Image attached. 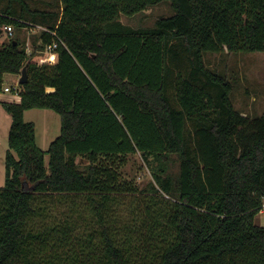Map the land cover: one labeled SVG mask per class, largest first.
I'll return each mask as SVG.
<instances>
[{
    "label": "trees",
    "instance_id": "obj_1",
    "mask_svg": "<svg viewBox=\"0 0 264 264\" xmlns=\"http://www.w3.org/2000/svg\"><path fill=\"white\" fill-rule=\"evenodd\" d=\"M163 1L174 14L154 27L119 19ZM33 2L0 0L2 29L42 27L31 53L14 32L0 44V95L5 74L28 73L2 101L0 264H264V113L237 110L204 61L264 51V0ZM54 40L57 61H34ZM32 108L61 116L47 150ZM135 153L145 186L123 172Z\"/></svg>",
    "mask_w": 264,
    "mask_h": 264
},
{
    "label": "rangeland",
    "instance_id": "obj_2",
    "mask_svg": "<svg viewBox=\"0 0 264 264\" xmlns=\"http://www.w3.org/2000/svg\"><path fill=\"white\" fill-rule=\"evenodd\" d=\"M57 0H34L33 5L41 8L54 7ZM47 2L53 5L49 6ZM174 10L170 1H163L152 5L134 15L121 14L122 23L134 28H149L156 25L158 18L170 16ZM41 26L13 28V32L21 39L22 45L28 53L33 50L34 36L41 30ZM9 39L4 32L0 35V44ZM42 59L41 53L33 56L34 61ZM206 66L224 76L234 84L231 99L237 110L246 115H261L264 113V51L255 52H206L204 55ZM19 74H5L4 87H13L19 84ZM18 87V86H17ZM13 91H3L0 100V187L6 180V152L9 148L8 136L12 122L11 115L2 105L3 100L16 99ZM25 120L33 121L36 125L37 144L43 150H47L51 142L61 132V116L51 108H32L25 111ZM48 162V155H46ZM149 162L141 153L129 155L128 161L123 166L126 177L135 179L141 186H145L152 179ZM173 171H178V162ZM255 216L256 223H264V207Z\"/></svg>",
    "mask_w": 264,
    "mask_h": 264
},
{
    "label": "built area",
    "instance_id": "obj_3",
    "mask_svg": "<svg viewBox=\"0 0 264 264\" xmlns=\"http://www.w3.org/2000/svg\"><path fill=\"white\" fill-rule=\"evenodd\" d=\"M5 33L7 36H12L13 35V27L12 25H6L4 29H2V33ZM58 45V41L54 40L53 42L49 43L44 50L40 51L39 53L42 54V59L40 61H37L39 64L43 63H55L58 58V53L56 51ZM18 86V87H17ZM3 91H13L14 94L19 95V84L16 86L11 87H4Z\"/></svg>",
    "mask_w": 264,
    "mask_h": 264
},
{
    "label": "water",
    "instance_id": "obj_4",
    "mask_svg": "<svg viewBox=\"0 0 264 264\" xmlns=\"http://www.w3.org/2000/svg\"><path fill=\"white\" fill-rule=\"evenodd\" d=\"M2 34V28L0 27V35ZM28 81V73H27V68L24 67L21 75L19 77V84L20 83H26Z\"/></svg>",
    "mask_w": 264,
    "mask_h": 264
},
{
    "label": "crops",
    "instance_id": "obj_5",
    "mask_svg": "<svg viewBox=\"0 0 264 264\" xmlns=\"http://www.w3.org/2000/svg\"><path fill=\"white\" fill-rule=\"evenodd\" d=\"M20 77V76H19ZM17 97H16V99H13V101H20V99H21V97H20V95H18V94H15ZM2 98H1V95H0V100H1ZM4 101V100H3ZM6 101H12V100H6ZM263 207H264V205H263ZM261 211H263V209H261ZM256 223V222H255ZM256 224H258V225H261V226H264V223H256Z\"/></svg>",
    "mask_w": 264,
    "mask_h": 264
}]
</instances>
